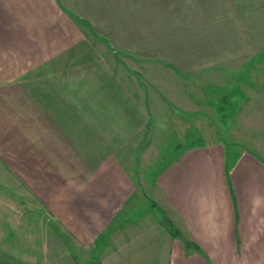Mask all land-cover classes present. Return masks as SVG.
I'll use <instances>...</instances> for the list:
<instances>
[{"label":"crops","instance_id":"obj_1","mask_svg":"<svg viewBox=\"0 0 264 264\" xmlns=\"http://www.w3.org/2000/svg\"><path fill=\"white\" fill-rule=\"evenodd\" d=\"M235 10L233 0H0V158L12 165L0 170L45 172L48 189L20 183L90 251L89 264H264V164L246 155L176 152L147 185L157 216L121 211L144 201L121 153L146 115L107 57L180 76L247 60ZM26 205L12 203L14 227L0 219L7 264H29L14 236L27 230Z\"/></svg>","mask_w":264,"mask_h":264},{"label":"rangeland","instance_id":"obj_2","mask_svg":"<svg viewBox=\"0 0 264 264\" xmlns=\"http://www.w3.org/2000/svg\"><path fill=\"white\" fill-rule=\"evenodd\" d=\"M233 1L251 48L247 60L180 76L157 64H137L116 54L107 57L115 75L143 104L146 115L143 132L121 153L122 171L144 200L138 198L125 205L121 210L125 214L138 205L152 208L157 216V202L151 198L152 187L147 185L154 183L158 171L177 156L176 152L218 145L227 162L246 155L264 164V0ZM82 28L86 30L84 25ZM9 162L1 156L3 166H12ZM17 173L19 176L0 170V219L10 220L14 227L15 215L10 214L14 200H25L29 208L33 205L21 221L27 223V230L18 226L15 230L21 231L14 233L16 245L26 248L27 262L89 264L90 251L79 248L75 238L45 209L37 212V195L20 183L26 178L32 189H46L51 180L44 178L45 172L35 168ZM16 220L18 225L17 214ZM160 224L170 233L175 231L166 219ZM5 256L6 251L0 248V264L8 263Z\"/></svg>","mask_w":264,"mask_h":264},{"label":"trees","instance_id":"obj_3","mask_svg":"<svg viewBox=\"0 0 264 264\" xmlns=\"http://www.w3.org/2000/svg\"><path fill=\"white\" fill-rule=\"evenodd\" d=\"M175 232V231H174ZM176 234V233H175Z\"/></svg>","mask_w":264,"mask_h":264}]
</instances>
